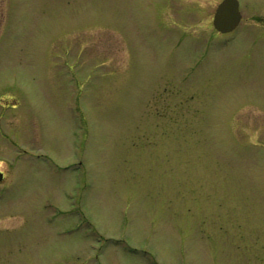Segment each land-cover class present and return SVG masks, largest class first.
Segmentation results:
<instances>
[{"label":"rangeland","instance_id":"rangeland-1","mask_svg":"<svg viewBox=\"0 0 264 264\" xmlns=\"http://www.w3.org/2000/svg\"><path fill=\"white\" fill-rule=\"evenodd\" d=\"M0 0V264H264V0Z\"/></svg>","mask_w":264,"mask_h":264},{"label":"water","instance_id":"water-1","mask_svg":"<svg viewBox=\"0 0 264 264\" xmlns=\"http://www.w3.org/2000/svg\"><path fill=\"white\" fill-rule=\"evenodd\" d=\"M242 19L238 0H223L217 7L213 18L215 29L222 33H230L236 29ZM3 175L0 173V181Z\"/></svg>","mask_w":264,"mask_h":264}]
</instances>
